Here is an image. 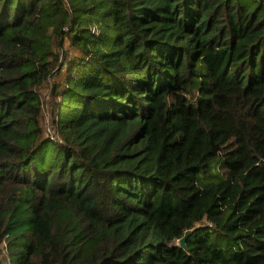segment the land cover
I'll list each match as a JSON object with an SVG mask.
<instances>
[{"label":"trees","instance_id":"1","mask_svg":"<svg viewBox=\"0 0 264 264\" xmlns=\"http://www.w3.org/2000/svg\"><path fill=\"white\" fill-rule=\"evenodd\" d=\"M0 264H264V0H0Z\"/></svg>","mask_w":264,"mask_h":264},{"label":"water","instance_id":"2","mask_svg":"<svg viewBox=\"0 0 264 264\" xmlns=\"http://www.w3.org/2000/svg\"><path fill=\"white\" fill-rule=\"evenodd\" d=\"M198 226V225H197ZM196 227L192 229H187L184 231L183 235L176 240V245L187 250V240L192 235Z\"/></svg>","mask_w":264,"mask_h":264},{"label":"rangeland","instance_id":"3","mask_svg":"<svg viewBox=\"0 0 264 264\" xmlns=\"http://www.w3.org/2000/svg\"><path fill=\"white\" fill-rule=\"evenodd\" d=\"M44 93L47 95L49 93V89L46 88L45 91H44ZM46 98H49V95H47ZM50 133L51 134H54V129L52 128V126H50Z\"/></svg>","mask_w":264,"mask_h":264}]
</instances>
